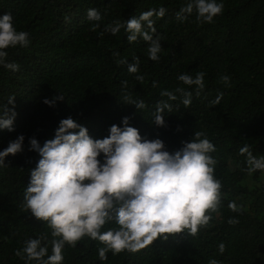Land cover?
Instances as JSON below:
<instances>
[{"label": "trees", "instance_id": "1", "mask_svg": "<svg viewBox=\"0 0 264 264\" xmlns=\"http://www.w3.org/2000/svg\"><path fill=\"white\" fill-rule=\"evenodd\" d=\"M185 2L0 0V15L11 14L15 29L28 33L29 40L26 47L6 49V63H17L18 71L0 66V107L15 112L13 130H0V150L18 135L24 137L22 151L7 155L0 166V264H26L23 252H16L29 239L43 237L49 255L51 240L59 239L24 207L23 194L39 159L29 150V138L42 146L68 117L94 140L128 117L142 138L160 139L169 153L202 132L214 145L209 155L216 160L213 176L221 187L216 210L206 213L210 219L195 235L185 230L135 252L109 250L104 260L98 256L103 243L83 236L74 246L64 245L61 264H264V170L249 174L246 154L240 152L247 146L253 156H264V0H217L223 9L211 23L198 21L195 11L178 21L175 14ZM160 7L164 16L151 17L161 46L158 61L148 58L147 42L129 43L123 28L115 35L104 31L114 21L123 23ZM91 8L101 14L100 22L87 19ZM95 23L99 27L93 28ZM133 57L138 59L135 74L127 71ZM198 72L204 73L201 90L177 79L181 74L195 78ZM223 75L230 77V86L221 82ZM178 88L191 93L188 106ZM164 91L176 99L162 96ZM57 96L62 98L52 107L42 102ZM125 96L142 100L145 107L137 110ZM159 102L171 105L161 127L152 123ZM117 227L109 221L100 231Z\"/></svg>", "mask_w": 264, "mask_h": 264}, {"label": "clouds", "instance_id": "2", "mask_svg": "<svg viewBox=\"0 0 264 264\" xmlns=\"http://www.w3.org/2000/svg\"><path fill=\"white\" fill-rule=\"evenodd\" d=\"M223 4L217 0H186L176 12V19L183 22L194 11L196 19L211 23L222 12ZM165 9H151L132 17L128 21L113 22L105 25L104 31L112 35L121 28L126 33L129 43L138 38L149 44L148 58L160 59L159 38H154V15L162 18ZM89 21L100 22L101 14L95 9L86 12ZM99 23L93 24V28ZM28 33L17 31L13 17L9 13L0 15V66L18 71L15 62L6 63L10 47H26L29 44ZM119 63H126L120 60ZM129 73L138 72V59L127 65ZM204 73L198 72L195 78L187 74L177 77L184 85L204 88ZM137 80L143 77L137 75ZM225 87L230 86V77H220ZM183 92L182 103H191V93ZM174 101L176 96L164 91ZM61 96L44 99L49 107L54 106ZM127 104L143 109L144 102L131 101L124 97ZM220 95L212 103L218 104ZM13 103V97L8 98ZM171 105L159 102L155 109L152 123L157 127L164 125V111ZM15 112L0 107V130L12 131ZM202 132H195L190 141L171 153L164 149L160 139L151 141L142 138L138 130L128 125V117H123L120 126L108 128V134L102 139H92L87 129L68 117L59 121L51 139L42 146L35 138H29V150L38 154L39 159L34 169L29 171V182L25 188L24 207L36 219L47 222L51 236V254L48 244L42 243L43 237L29 239L16 255L36 264H61L62 249L65 244L74 246L83 236L98 240L104 247L98 249L101 260L106 252L113 254L121 251L135 252L151 244L158 237L166 239L168 234L185 233L195 235L200 226L206 225L210 216L206 213L215 211L220 196V182L214 178L216 160L209 155L215 151L214 145ZM24 137L18 135L6 148L0 150V166L9 154L22 151ZM246 154L249 174L264 170V156L257 158L248 147L240 149ZM100 157V159H98ZM235 211L236 205L229 204ZM114 221L115 230L101 232L106 222ZM223 253L224 245L218 246ZM209 264H218L216 260Z\"/></svg>", "mask_w": 264, "mask_h": 264}]
</instances>
